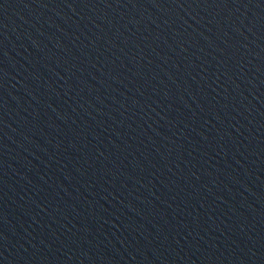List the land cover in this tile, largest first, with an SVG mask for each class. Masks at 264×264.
<instances>
[{
  "label": "water",
  "instance_id": "obj_1",
  "mask_svg": "<svg viewBox=\"0 0 264 264\" xmlns=\"http://www.w3.org/2000/svg\"><path fill=\"white\" fill-rule=\"evenodd\" d=\"M0 264H264V0H0Z\"/></svg>",
  "mask_w": 264,
  "mask_h": 264
}]
</instances>
